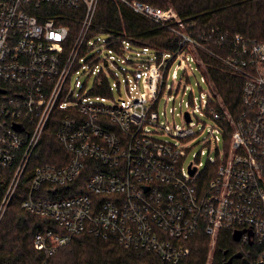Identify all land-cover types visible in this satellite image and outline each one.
<instances>
[{
  "label": "built area",
  "instance_id": "built-area-1",
  "mask_svg": "<svg viewBox=\"0 0 264 264\" xmlns=\"http://www.w3.org/2000/svg\"><path fill=\"white\" fill-rule=\"evenodd\" d=\"M116 1L158 24L183 27L173 7ZM99 3L0 0V166L11 173L0 222L59 110L57 138L71 160L63 167L35 166L22 204L56 223L54 229L36 232V250L50 257L75 235L88 232L115 235L126 247L152 250L179 264L189 256V239L201 228L213 246L221 231L241 232L243 244L264 245V43L236 34L235 56L222 59L245 79L242 112L232 113L223 104L219 111L208 109L209 99L216 97L204 76L210 92L199 105L211 113L218 134L210 130L212 136L202 142H218L222 135L226 151L203 170L197 162L184 167L200 134L192 126L195 114L184 112L182 129L161 126L157 107L173 62L181 57L198 66L202 60L186 46L201 45L177 31L180 49L161 61L149 49L131 50L129 41L116 51L110 35L105 40L91 35ZM82 73L95 76L91 88L81 82ZM122 88L126 98L116 99L114 91L121 94ZM163 134L171 139H161ZM206 170L213 177L204 181ZM86 172L91 174L78 195L50 199L44 189L64 186Z\"/></svg>",
  "mask_w": 264,
  "mask_h": 264
},
{
  "label": "trees",
  "instance_id": "trees-1",
  "mask_svg": "<svg viewBox=\"0 0 264 264\" xmlns=\"http://www.w3.org/2000/svg\"><path fill=\"white\" fill-rule=\"evenodd\" d=\"M128 1H140L162 9L173 7L183 27L178 22L158 24L116 0H100L91 35H110L115 40L116 51L122 42L129 41L131 50L149 49L161 61L164 56L178 52L181 43L178 32H185L201 45L196 49L186 46V49L202 60L197 67L210 80L212 91L215 87L224 107L232 113L245 109L242 102L245 79L232 73L223 60L235 56L233 38L236 34L252 42L264 43V0ZM208 109L219 111L221 105L218 100L209 99ZM210 114L208 111L207 115ZM61 116V111L54 112L32 163L0 222V264H172L155 251L124 246L115 235L102 237L88 232L75 235L50 257L35 249L36 232L54 229L56 223L51 218L30 212L22 204L28 195L35 166L63 167L71 160V154L57 138ZM90 174L86 172L64 186L48 184L44 189L50 199L73 197L85 191L83 184ZM211 177L213 174L208 170L201 175L204 181ZM10 178L11 173L0 166V202ZM210 244V237L199 229L188 241L189 256L179 264H243L244 259L257 264L264 261V245L235 241L229 231H221L211 262Z\"/></svg>",
  "mask_w": 264,
  "mask_h": 264
},
{
  "label": "rangeland",
  "instance_id": "rangeland-1",
  "mask_svg": "<svg viewBox=\"0 0 264 264\" xmlns=\"http://www.w3.org/2000/svg\"><path fill=\"white\" fill-rule=\"evenodd\" d=\"M97 38V37H96ZM99 39H108L107 34H100ZM100 49L105 53L104 48L101 46ZM183 60V61H182ZM190 65L184 58H177L169 70L167 89L160 97L158 102L157 111L160 114V124L164 126L169 124L170 127L178 126V129H182L185 126L183 114L185 111H191L195 115L193 116L194 130L200 132L199 135L191 143V148L187 152V156L184 159L183 165L187 167L190 162L201 163L200 170H203L211 161L219 159V157L226 151V145L223 141V136L220 135L221 139L218 142L205 145L202 142L204 136H209V131L214 130V134H218L213 128L215 125L214 120L211 116L207 115L204 109L200 107V101H204L210 88L204 81V76L201 71L197 68L196 63L193 60H189ZM103 65V64H101ZM185 66L187 70L185 72ZM117 70V67H112ZM176 72V77L174 74ZM82 83H87V88H91L95 81V76L87 77V73L79 75ZM111 81H116V78L110 76ZM172 89V93L169 92ZM216 100L219 101L220 105L223 104L221 96L214 87L213 91ZM116 99L124 97L126 93L124 88L121 89V94L115 90L114 95ZM202 96L203 99H202ZM113 98V97H111ZM196 124V125H195ZM210 135L209 137H211ZM161 139H171V136L167 134L160 135ZM6 213V212H5ZM5 216V214H4ZM3 216V218H4ZM215 245L210 244L209 260L211 262L212 253ZM209 264V262H208Z\"/></svg>",
  "mask_w": 264,
  "mask_h": 264
},
{
  "label": "water",
  "instance_id": "water-1",
  "mask_svg": "<svg viewBox=\"0 0 264 264\" xmlns=\"http://www.w3.org/2000/svg\"><path fill=\"white\" fill-rule=\"evenodd\" d=\"M186 118H187V120L188 121H190V115L188 114V113H186ZM191 174H194V172H195V169H192L191 171ZM241 232H235L234 233V235H233V237H234V240L235 241H239L240 240V238H241ZM238 256H241V255H238ZM243 264H251L248 260H246V259H244L243 260ZM257 264H264V261H260L259 263H257Z\"/></svg>",
  "mask_w": 264,
  "mask_h": 264
}]
</instances>
